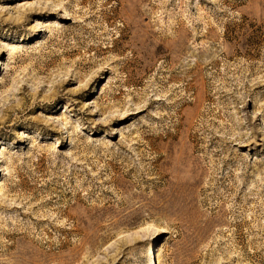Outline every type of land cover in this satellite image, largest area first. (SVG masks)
<instances>
[{
  "label": "rangeland",
  "instance_id": "rangeland-1",
  "mask_svg": "<svg viewBox=\"0 0 264 264\" xmlns=\"http://www.w3.org/2000/svg\"><path fill=\"white\" fill-rule=\"evenodd\" d=\"M0 264H264V0H0Z\"/></svg>",
  "mask_w": 264,
  "mask_h": 264
}]
</instances>
